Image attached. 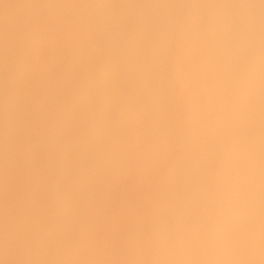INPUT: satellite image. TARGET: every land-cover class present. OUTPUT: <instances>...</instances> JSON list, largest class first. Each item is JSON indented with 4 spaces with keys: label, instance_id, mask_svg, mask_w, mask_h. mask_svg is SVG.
<instances>
[{
    "label": "bare ground",
    "instance_id": "bare-ground-1",
    "mask_svg": "<svg viewBox=\"0 0 264 264\" xmlns=\"http://www.w3.org/2000/svg\"><path fill=\"white\" fill-rule=\"evenodd\" d=\"M0 264H264V0H0Z\"/></svg>",
    "mask_w": 264,
    "mask_h": 264
}]
</instances>
